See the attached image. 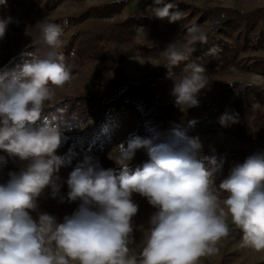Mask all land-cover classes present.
Here are the masks:
<instances>
[{
    "label": "clouds",
    "instance_id": "9594fccd",
    "mask_svg": "<svg viewBox=\"0 0 264 264\" xmlns=\"http://www.w3.org/2000/svg\"><path fill=\"white\" fill-rule=\"evenodd\" d=\"M153 4L149 9L157 19L175 23L184 17L178 0ZM10 23L11 17L0 18V39ZM67 24V19L63 25L38 22L40 38L33 41L38 47L30 59L10 76L0 72V151L22 162L0 183V264H199L233 230L241 234L243 247L264 252V150L232 167L219 184L227 193L222 198L215 178L223 162L215 148L209 146L213 154L205 155L201 138L189 136L180 125L117 145L109 158L118 171L85 156L63 181L68 190L62 194L57 155L62 132L38 122L56 90L73 79L59 51ZM186 34L184 45L170 43L163 51L164 62L156 64L167 67L174 80L172 95L182 111L198 107V94L209 84L202 66L187 64L180 74L173 71L197 44L208 43V31L200 25H191ZM217 51L209 49L210 54ZM229 122L237 117L225 112L220 123ZM139 150L148 160L132 170ZM4 164L5 157H0V167ZM46 189L52 199L79 202L78 207L62 222L38 211ZM135 194L156 209L139 253L132 247L139 211Z\"/></svg>",
    "mask_w": 264,
    "mask_h": 264
},
{
    "label": "rangeland",
    "instance_id": "374dc122",
    "mask_svg": "<svg viewBox=\"0 0 264 264\" xmlns=\"http://www.w3.org/2000/svg\"><path fill=\"white\" fill-rule=\"evenodd\" d=\"M117 2L118 5L113 3ZM170 2V0H165ZM183 19L169 23L151 14L153 0H6L0 4V18H12L5 36L0 39V64L20 53L40 38L38 22L60 23L67 19L62 36L63 46L78 36L81 52L71 53L66 65L73 79L63 89L56 90L51 102L77 93L118 92L130 82L152 80L151 91L156 104L143 109L140 96L114 113L98 118L91 116L85 123L70 129H60L65 141L57 150L61 158L58 175L63 183L69 173L85 156L96 158L105 169L118 167L110 154L115 147L132 136L148 138L163 133L175 125L182 126L189 136H199L204 154L212 155L215 148L222 169L217 172L215 188L229 175L230 170L244 162L256 151L264 150V0H178ZM121 35V40H108L109 27ZM200 25L208 31V43L197 44L196 50L173 71L180 74L187 64L205 69L209 84L198 94V107L182 111L172 95L174 80L164 65L163 51L170 43L182 47L186 30ZM218 48L215 54L209 49ZM30 59L27 58L25 62ZM160 70L156 73L155 71ZM137 109V110H136ZM225 112L235 115L237 122L227 126L220 123ZM56 126V121L48 122ZM5 157L0 167V183L10 171L18 170L22 162ZM148 160L144 150L136 153L132 164ZM46 189L39 198L38 211L48 212L62 222L79 202L60 203ZM134 200L139 211L134 218V243L139 253L150 216L156 211L138 194ZM35 217L37 213H32ZM228 223L231 225L230 218ZM217 251L202 257L199 264H264V252L242 246L241 234H232L216 244Z\"/></svg>",
    "mask_w": 264,
    "mask_h": 264
},
{
    "label": "trees",
    "instance_id": "16d2710c",
    "mask_svg": "<svg viewBox=\"0 0 264 264\" xmlns=\"http://www.w3.org/2000/svg\"><path fill=\"white\" fill-rule=\"evenodd\" d=\"M113 4L116 6L118 5L117 2H114ZM108 30V40H121L122 37L114 29V24H112ZM77 40L78 36L76 35L59 49V51L63 53L65 64H67L71 53L78 56L81 52L80 44ZM37 47L38 45L32 43L20 53L4 60L0 64V72L10 76L12 73L18 71L19 67L25 63V60L30 58V53L34 52ZM158 71L160 70H157L154 73ZM151 86L152 80L137 81L128 83L124 89L115 93L83 92L74 95H66L56 100L50 107L44 109L38 124H48V122L56 121V126L58 128L70 129L82 125L93 115H97L98 118L110 115L120 107L129 105L130 100L137 96H140L142 100L143 109H148L156 104L155 95L151 91ZM65 138L66 137H62L60 145L64 143ZM145 161L147 160L138 164H132L130 165V168L134 170L137 166H142ZM114 169H117V171L119 170L118 167Z\"/></svg>",
    "mask_w": 264,
    "mask_h": 264
}]
</instances>
